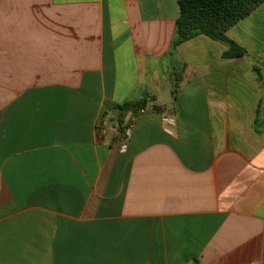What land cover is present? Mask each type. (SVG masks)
Wrapping results in <instances>:
<instances>
[{
  "label": "crops",
  "instance_id": "1",
  "mask_svg": "<svg viewBox=\"0 0 264 264\" xmlns=\"http://www.w3.org/2000/svg\"><path fill=\"white\" fill-rule=\"evenodd\" d=\"M178 17L0 0V264H264V4L234 59L206 36L171 52ZM146 97L165 109L122 152L111 110Z\"/></svg>",
  "mask_w": 264,
  "mask_h": 264
},
{
  "label": "trees",
  "instance_id": "2",
  "mask_svg": "<svg viewBox=\"0 0 264 264\" xmlns=\"http://www.w3.org/2000/svg\"><path fill=\"white\" fill-rule=\"evenodd\" d=\"M179 17L171 52L181 44L199 36H206L226 47L223 59H234L247 55V51L227 36V32L238 22L248 17L264 4V0H177ZM173 91L176 99L178 83ZM149 97L136 101H127L115 106L111 112L117 123L118 135H123L129 127L130 119L140 110L162 113L164 106L156 104V98ZM107 114H105L106 116ZM112 120V119H111Z\"/></svg>",
  "mask_w": 264,
  "mask_h": 264
},
{
  "label": "built area",
  "instance_id": "3",
  "mask_svg": "<svg viewBox=\"0 0 264 264\" xmlns=\"http://www.w3.org/2000/svg\"><path fill=\"white\" fill-rule=\"evenodd\" d=\"M141 111L144 112V110H141ZM163 120H164V122L167 123L169 126H174V125H175V121H174V119L171 118V117L166 116V117L163 118ZM167 132H169L168 129H167ZM127 137H128V131L126 132L125 136L123 137V140H124V141H123V145H122V147H121V151H122V152H125L126 149H127Z\"/></svg>",
  "mask_w": 264,
  "mask_h": 264
},
{
  "label": "rangeland",
  "instance_id": "4",
  "mask_svg": "<svg viewBox=\"0 0 264 264\" xmlns=\"http://www.w3.org/2000/svg\"><path fill=\"white\" fill-rule=\"evenodd\" d=\"M166 93H167V92H166ZM162 96H163V97H166V94H165V92H162Z\"/></svg>",
  "mask_w": 264,
  "mask_h": 264
},
{
  "label": "water",
  "instance_id": "5",
  "mask_svg": "<svg viewBox=\"0 0 264 264\" xmlns=\"http://www.w3.org/2000/svg\"><path fill=\"white\" fill-rule=\"evenodd\" d=\"M147 94H144V96H146Z\"/></svg>",
  "mask_w": 264,
  "mask_h": 264
}]
</instances>
